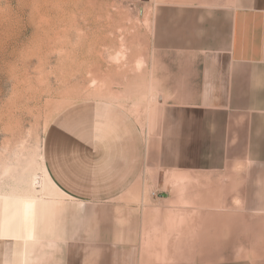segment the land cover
<instances>
[{"label":"rangeland","instance_id":"1","mask_svg":"<svg viewBox=\"0 0 264 264\" xmlns=\"http://www.w3.org/2000/svg\"><path fill=\"white\" fill-rule=\"evenodd\" d=\"M170 5L0 0V238L49 213L53 222L55 211L61 224L168 218L179 252L188 220L199 264L204 224L213 234L219 217L225 226L229 215L261 213L242 184L264 152L249 154L242 140L210 148L191 125L206 110L168 107L179 54L155 42V18Z\"/></svg>","mask_w":264,"mask_h":264},{"label":"crops","instance_id":"2","mask_svg":"<svg viewBox=\"0 0 264 264\" xmlns=\"http://www.w3.org/2000/svg\"><path fill=\"white\" fill-rule=\"evenodd\" d=\"M170 4L159 8L155 18V42L179 54L175 103L169 109L206 110L207 115L191 125L200 138L208 136L210 148L228 151L231 141L242 140L249 154L264 152V0ZM179 118L177 126H185ZM246 167L243 201L258 202L261 213L229 215L225 226L219 217L213 234L204 224L197 236L199 264H264V160L255 159ZM53 175L60 177L54 170ZM49 214L38 221L41 225L18 226L0 238V264H193L188 220L182 224L183 249L177 252L170 242L177 236L167 232L168 218L161 223L145 219L61 224L56 211L50 219L55 221L47 223ZM148 229L157 248L152 253L163 263L149 259L144 244ZM208 236L213 237L210 245ZM164 239V247L156 244ZM244 251L247 258L237 259ZM176 253H183V261L164 262L165 255Z\"/></svg>","mask_w":264,"mask_h":264}]
</instances>
